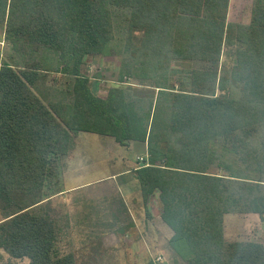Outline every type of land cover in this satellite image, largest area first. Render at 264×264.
<instances>
[{"label": "trees", "instance_id": "16d2710c", "mask_svg": "<svg viewBox=\"0 0 264 264\" xmlns=\"http://www.w3.org/2000/svg\"><path fill=\"white\" fill-rule=\"evenodd\" d=\"M231 11L232 0H0L20 57L0 52V251L79 264L59 252L67 226L51 204L91 133L147 146L134 171L144 207L158 195L186 264H264L263 242L224 232L227 215L264 221V0ZM114 55L118 85L100 98L82 66ZM186 61L203 67L173 77Z\"/></svg>", "mask_w": 264, "mask_h": 264}, {"label": "rangeland", "instance_id": "374dc122", "mask_svg": "<svg viewBox=\"0 0 264 264\" xmlns=\"http://www.w3.org/2000/svg\"><path fill=\"white\" fill-rule=\"evenodd\" d=\"M246 1L232 0L231 18L238 16ZM0 52L2 61L13 54L20 60L6 41L2 25ZM120 67L119 55L87 57L82 72L91 79L94 92L104 98L111 87L118 85ZM202 67L191 61L175 62L171 74L175 77ZM110 140L90 133L81 134L78 140L70 168L62 176L61 189L65 192L51 204L52 213L62 217L67 226L58 243L59 252H75L79 264H146L149 259L155 264H186L170 248L174 233L162 220L158 195L148 202V210L143 197L135 206L129 196L128 192L134 194L137 187L141 192L134 169L141 166L138 159L146 146L135 143L137 147L124 148L111 145ZM224 232L228 241L264 243V221L259 215L225 216ZM10 260L13 264H30L27 259L12 260L0 251V264Z\"/></svg>", "mask_w": 264, "mask_h": 264}, {"label": "crops", "instance_id": "0c3cea01", "mask_svg": "<svg viewBox=\"0 0 264 264\" xmlns=\"http://www.w3.org/2000/svg\"><path fill=\"white\" fill-rule=\"evenodd\" d=\"M113 87H116V86H113ZM113 87H111V88H113ZM93 90V89H92ZM93 92H94V90H93ZM94 94H96L95 92H94ZM98 97H100V98H103L100 94H96ZM105 98V97H104ZM81 134H83V133H81ZM81 134H80V136H81ZM91 134V133H90ZM80 136L78 137V139H77V146H78V140H79V138H80ZM103 137H105V136H103ZM109 138H111V137H109ZM111 139H113V138H111ZM114 140V139H113ZM113 140H110L111 142H109L111 145H112V143H113V145H118L119 147H123V146H121L120 144H118L115 140V142H112ZM133 145H135L136 146V144L135 143H131L130 144V146L129 147H132ZM140 145H143V144H140ZM77 146H76V149H77ZM143 146H146V145H143ZM137 147V146H136ZM124 148H127V147H124ZM76 149H75V151H76ZM145 152L139 157V159L140 158H144V159H146V156H147V146L145 147ZM75 151H73V153H72V157H71V159H68L67 160V169L66 170H68V168H70V162L73 160V158H74V153H75ZM138 159V160H139ZM140 161V160H139ZM140 163H141V161H140ZM138 167H136L134 170H136ZM131 171H126V173L125 174H127V173H130ZM124 174V173H123ZM120 175V174H119ZM119 175H114V177L115 176H119ZM122 175V174H121ZM65 177V176H64ZM64 177H63V179H64ZM72 189H75V188H72ZM72 189H69V190H72ZM64 191V190H63ZM65 192V191H64ZM129 193V196L131 197V200H132V203H133V205H135L136 206V204H140V202H139V200L141 201V199H142V194H141V192H139V189H138V187H137V189L134 191V194H132L130 191L128 192ZM139 207H141V205H139ZM142 208V207H141ZM228 216V215H227ZM225 225H226V223H225ZM233 242H236V241H233ZM244 242H249V241H244ZM250 242H253V241H250Z\"/></svg>", "mask_w": 264, "mask_h": 264}, {"label": "built area", "instance_id": "2783aa9c", "mask_svg": "<svg viewBox=\"0 0 264 264\" xmlns=\"http://www.w3.org/2000/svg\"><path fill=\"white\" fill-rule=\"evenodd\" d=\"M139 160L142 162V161H144V158H140Z\"/></svg>", "mask_w": 264, "mask_h": 264}]
</instances>
